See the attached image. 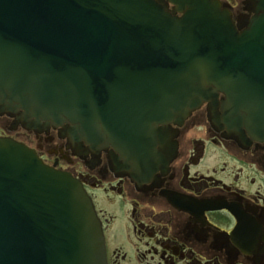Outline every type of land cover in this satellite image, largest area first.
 Wrapping results in <instances>:
<instances>
[{"label": "water", "instance_id": "95a60500", "mask_svg": "<svg viewBox=\"0 0 264 264\" xmlns=\"http://www.w3.org/2000/svg\"><path fill=\"white\" fill-rule=\"evenodd\" d=\"M248 1L236 27L218 0H0V115L110 146L127 172L171 158V124L219 94L224 127L262 141L264 0ZM0 264H107L80 181L8 137Z\"/></svg>", "mask_w": 264, "mask_h": 264}, {"label": "flooded vegetation", "instance_id": "af4514ba", "mask_svg": "<svg viewBox=\"0 0 264 264\" xmlns=\"http://www.w3.org/2000/svg\"><path fill=\"white\" fill-rule=\"evenodd\" d=\"M219 1L235 24L252 15L248 0ZM223 99L171 125L175 154L146 172L125 171L111 147L74 142L60 128L26 131L0 115V136L80 181L101 222L107 264H264V140L225 128Z\"/></svg>", "mask_w": 264, "mask_h": 264}, {"label": "rangeland", "instance_id": "374dc122", "mask_svg": "<svg viewBox=\"0 0 264 264\" xmlns=\"http://www.w3.org/2000/svg\"><path fill=\"white\" fill-rule=\"evenodd\" d=\"M105 209L107 210V211H110L111 213H113V214H117V213H119V208H118V206H112V205H106L105 206Z\"/></svg>", "mask_w": 264, "mask_h": 264}]
</instances>
